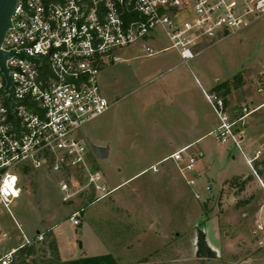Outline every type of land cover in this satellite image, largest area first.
<instances>
[{"label":"rangeland","instance_id":"rangeland-1","mask_svg":"<svg viewBox=\"0 0 264 264\" xmlns=\"http://www.w3.org/2000/svg\"><path fill=\"white\" fill-rule=\"evenodd\" d=\"M212 43L188 64L175 49L152 55L141 44L118 49L121 60L107 65L99 75L110 108L84 124L81 136L88 144L94 169L110 184L128 181L103 199L81 198L69 203L62 201L54 173L30 169L10 211L0 206V232L8 233L7 243L17 245L20 228L36 238L38 232L60 220L61 230L79 250L83 245L91 249L100 240L119 261L141 256L146 248L145 227L158 238L165 237L158 241L161 251L157 259L166 251L165 259L172 260L167 264L192 258L199 246L215 245L212 233L223 249L220 264H264V107L249 114L243 127L245 152L252 156L261 151L254 162L255 173L234 145L228 152L231 144L216 138L218 121L208 119L213 110L204 94L241 72L243 85L227 97L230 113L237 116L243 106L248 110L260 106L264 98V15ZM149 45L157 50L167 46L168 40L159 34ZM203 134L206 137L191 149L198 157L195 185L187 184L172 166L162 174L150 170L130 178L160 152L171 149L175 140L187 137L196 142ZM91 144L104 149L105 157H98ZM201 149L206 154L200 155ZM235 176L238 179L231 182ZM246 177L250 178L241 190ZM82 205V225L77 226L69 217ZM43 241L35 242L43 249L27 257L28 263L39 262L41 254L52 256ZM129 242L133 247L127 249L124 245Z\"/></svg>","mask_w":264,"mask_h":264},{"label":"built area","instance_id":"built-area-1","mask_svg":"<svg viewBox=\"0 0 264 264\" xmlns=\"http://www.w3.org/2000/svg\"><path fill=\"white\" fill-rule=\"evenodd\" d=\"M262 15L264 0H18L1 46L15 54L6 61L10 86L0 66V206L10 211L30 169L54 173L63 202L100 200L117 189L92 166L81 128L110 108L99 75L121 60L118 49L141 44L147 55L175 49L188 64ZM159 34L168 45L155 50L149 41ZM204 94L218 121L216 138L233 144L254 170L261 151L245 152L243 127L258 108L243 106L233 116L218 91ZM188 150L172 153L151 171L172 160L195 185L198 157ZM84 210L82 205L71 213L74 225L81 224ZM20 230L16 246L0 232V264H16L23 246L45 239L44 232L31 238Z\"/></svg>","mask_w":264,"mask_h":264},{"label":"crops","instance_id":"crops-1","mask_svg":"<svg viewBox=\"0 0 264 264\" xmlns=\"http://www.w3.org/2000/svg\"><path fill=\"white\" fill-rule=\"evenodd\" d=\"M211 44H213V43H211ZM208 46L206 48H208ZM228 105H229V103H228ZM262 107H264V98H261V104H260V106H257L258 109L262 108ZM207 117L209 120L216 119L213 116V113H208ZM209 133L212 134L213 132L210 131ZM205 137H206V134H203L202 136H200L197 139L196 142L195 141L191 142L187 137H181L180 139L175 140L173 142L174 144L171 145V149L166 150L168 152H166V151L160 152L157 156L153 157L154 160L149 165L143 166L140 170H138L137 172L132 174V176L130 178L147 173L148 171L151 170V167L153 165H156L157 163L162 161L164 158L170 156L172 153L180 150L183 147L189 146L188 151L195 154L191 149L193 148L195 143H197L198 141H201ZM232 148H233V144H231L228 147V149H227L228 152H231ZM199 153H200V155L206 154L204 149L199 150ZM233 158H235V155H233ZM170 166L178 168L177 164L173 161L171 163V165H168L167 167H164V168L160 167V171L154 172V173L155 174H157V173L162 174L163 172H166L167 168ZM196 171H197V165H196L195 172ZM106 181L110 187L118 188L120 185H122L123 183H125L128 180H125L121 183H115V184H110V181L108 180V178H106ZM261 183H262V185H264V183L262 181H261ZM80 225H82V221H81ZM62 226H63V223H61L60 220L57 221L54 225L49 226V228L52 230L54 238L56 240V243L58 246V254H59V258L61 261H68V260H72V259H76V258H80V257H84V256H95V255L109 254V252L106 251L104 245L102 244V242L100 240H96V242L93 244L91 249L86 247V245H83V247L79 250L77 248L76 242L72 239V237L66 235L61 230ZM135 229H137V226H135ZM143 230L145 231L144 232V236H145L144 237L145 238L144 244H145L146 248L142 252L141 256H139V258L132 259V260L119 261L115 258L116 257L115 254L110 253L117 260V262L119 264H167V262L172 261L169 259L168 260L165 259L164 255L167 254L166 251H165L164 255H160L159 259H157L158 258L157 255H159L160 251H161V250L159 251V248H158V241L161 239H164L165 237L158 238L157 235L150 232V229H146L145 227L143 228ZM79 235H80V233H79ZM211 235L214 237L213 239H215V245L203 246V247L199 246L197 249L198 250L197 254L195 256H193L192 258L191 257L184 258V259H182L181 262L176 263V264H220L219 260L222 256L223 249L221 248V246L218 242L217 235L215 233H212ZM124 246L127 249H129V248L133 247V244L129 242V243H126ZM100 249H102V250H100ZM100 251H102V252H100ZM205 253H207V254L205 255Z\"/></svg>","mask_w":264,"mask_h":264},{"label":"trees","instance_id":"trees-1","mask_svg":"<svg viewBox=\"0 0 264 264\" xmlns=\"http://www.w3.org/2000/svg\"><path fill=\"white\" fill-rule=\"evenodd\" d=\"M243 74L240 72L234 75L230 80L219 82L214 88V91H218L226 100L228 104V95L232 90L237 89L243 85ZM239 176H235L231 182H235ZM250 177H246L241 184V190H243L244 185L249 180ZM249 200H245L244 203H248ZM45 233L44 244L47 245V250L52 252L50 258L42 257L40 255L39 262L36 259H33L32 264H119L117 260L113 257L112 254H102L95 256H84L68 261H61L58 254V246L54 238L53 232L50 228H47L43 231ZM43 248L38 247L35 242L30 245L23 246L19 253L17 260L20 258V264H30L26 261L27 257L36 256ZM41 253V252H40Z\"/></svg>","mask_w":264,"mask_h":264},{"label":"water","instance_id":"water-1","mask_svg":"<svg viewBox=\"0 0 264 264\" xmlns=\"http://www.w3.org/2000/svg\"><path fill=\"white\" fill-rule=\"evenodd\" d=\"M18 0H0V66L2 71L6 74L9 81L8 86H10V79L8 77V68L6 67V61L11 58L15 53L7 52L1 48L5 36L12 25V16L14 14L15 8L17 6ZM92 151L100 158H104L106 151L91 144ZM207 253H205L206 255Z\"/></svg>","mask_w":264,"mask_h":264},{"label":"flooded vegetation","instance_id":"flooded-vegetation-1","mask_svg":"<svg viewBox=\"0 0 264 264\" xmlns=\"http://www.w3.org/2000/svg\"><path fill=\"white\" fill-rule=\"evenodd\" d=\"M91 150V149H90Z\"/></svg>","mask_w":264,"mask_h":264}]
</instances>
